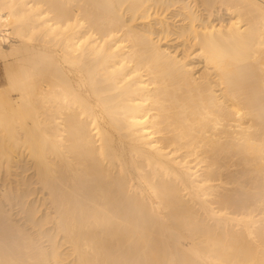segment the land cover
<instances>
[{
	"label": "bare ground",
	"instance_id": "1",
	"mask_svg": "<svg viewBox=\"0 0 264 264\" xmlns=\"http://www.w3.org/2000/svg\"><path fill=\"white\" fill-rule=\"evenodd\" d=\"M0 264H264V0H0Z\"/></svg>",
	"mask_w": 264,
	"mask_h": 264
},
{
	"label": "rangeland",
	"instance_id": "2",
	"mask_svg": "<svg viewBox=\"0 0 264 264\" xmlns=\"http://www.w3.org/2000/svg\"><path fill=\"white\" fill-rule=\"evenodd\" d=\"M1 66H0V81H2V76H1ZM1 83V82H0Z\"/></svg>",
	"mask_w": 264,
	"mask_h": 264
}]
</instances>
